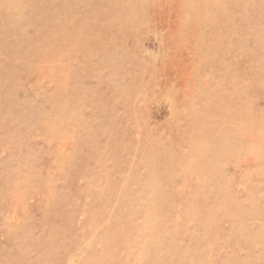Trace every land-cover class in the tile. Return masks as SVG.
<instances>
[{"label": "rangeland", "instance_id": "rangeland-1", "mask_svg": "<svg viewBox=\"0 0 264 264\" xmlns=\"http://www.w3.org/2000/svg\"><path fill=\"white\" fill-rule=\"evenodd\" d=\"M0 264H264V0H0Z\"/></svg>", "mask_w": 264, "mask_h": 264}]
</instances>
